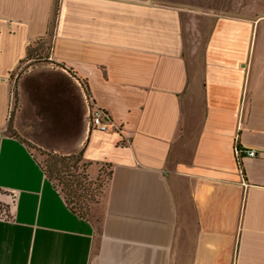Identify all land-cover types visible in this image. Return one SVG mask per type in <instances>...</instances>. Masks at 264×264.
Segmentation results:
<instances>
[{
  "label": "crops",
  "instance_id": "obj_1",
  "mask_svg": "<svg viewBox=\"0 0 264 264\" xmlns=\"http://www.w3.org/2000/svg\"><path fill=\"white\" fill-rule=\"evenodd\" d=\"M52 13V0H0V189L12 195L0 264H264V19L156 0H60ZM49 25L48 57L33 63ZM199 50L203 114L184 155ZM32 66L68 70L119 131L89 129L72 153L22 137L15 96ZM236 145L256 153L240 168ZM35 150H82L88 177L109 166L100 218L69 210Z\"/></svg>",
  "mask_w": 264,
  "mask_h": 264
},
{
  "label": "rangeland",
  "instance_id": "obj_2",
  "mask_svg": "<svg viewBox=\"0 0 264 264\" xmlns=\"http://www.w3.org/2000/svg\"><path fill=\"white\" fill-rule=\"evenodd\" d=\"M170 4L181 9L202 11L204 13L215 14L225 17H240L250 18L252 20L264 19V0H156ZM60 0H52V15L56 13ZM211 17V16H210ZM210 28V23H208ZM51 45V38L47 37L44 41H37L35 45L30 47L29 53L32 58L38 61L46 59L49 54ZM187 53V52H186ZM188 55V54H187ZM193 57V58H192ZM189 59L190 71V87L188 92L190 96L187 97L188 114L185 115L186 132L190 130V137L188 134L184 135V139L190 140L189 145L183 151L187 155V150H190L193 145L194 134L199 127L200 120L203 114L201 82H202V58L201 51H196ZM34 63V62H33ZM192 89V90H191ZM183 137V136H182ZM177 152L180 150L179 142L176 143ZM31 146V145H30ZM179 146V147H178ZM34 148V147H32ZM36 159L40 162L47 176H50L54 185L59 190L62 189V196L67 199V202L83 218L98 219L100 218V210L102 209L101 197L103 188L106 182L108 172L105 171L99 176H96V169L94 175L86 177L82 171L81 165L76 164L77 156L75 155L70 161L59 157L47 156L39 150H35ZM185 157V156H184ZM187 158V157H186ZM61 164V167L59 166ZM61 169L58 176H54V171ZM96 176V177H95ZM68 177V178H67ZM65 179L72 186H65L63 183ZM74 185V186H73ZM76 185V187H75ZM66 188V189H63ZM76 188V192H75ZM71 189L73 192H70ZM75 192V194H74ZM12 203V195L8 192H3L0 189V217L5 218L10 215V207Z\"/></svg>",
  "mask_w": 264,
  "mask_h": 264
},
{
  "label": "water",
  "instance_id": "obj_3",
  "mask_svg": "<svg viewBox=\"0 0 264 264\" xmlns=\"http://www.w3.org/2000/svg\"><path fill=\"white\" fill-rule=\"evenodd\" d=\"M62 67H29L17 82L15 129L38 148L72 153L89 134L90 106L82 84Z\"/></svg>",
  "mask_w": 264,
  "mask_h": 264
},
{
  "label": "built area",
  "instance_id": "obj_4",
  "mask_svg": "<svg viewBox=\"0 0 264 264\" xmlns=\"http://www.w3.org/2000/svg\"><path fill=\"white\" fill-rule=\"evenodd\" d=\"M88 103L90 106V111H89V122H90V127L89 129L92 131L100 132L101 134H106L111 131H119L117 128H115L113 121L109 117L107 113H105L102 108L96 106L94 103H92L88 99ZM10 113V112H9ZM115 131V132H116ZM234 155L237 160V165L240 168L241 160L243 156L247 157H254L256 156V153L252 150H242L238 148L236 145L233 147Z\"/></svg>",
  "mask_w": 264,
  "mask_h": 264
},
{
  "label": "trees",
  "instance_id": "obj_5",
  "mask_svg": "<svg viewBox=\"0 0 264 264\" xmlns=\"http://www.w3.org/2000/svg\"><path fill=\"white\" fill-rule=\"evenodd\" d=\"M52 28H51V26L49 25V29H47V31H46V37H49V38H51L52 37V30H51ZM29 51H30V49L27 51V59H33L32 58V55L29 53ZM33 62H35V63H38V64H41V61H38V60H35L34 59V61ZM82 86H83V84H82ZM83 88H84V90H85V92H86V97H87V99H89L88 98V93H87V91H86V88L83 86ZM15 93H16V90H15ZM14 93V95H16ZM14 108L16 109L17 108V103H16V96H15V106H14ZM13 116H14V112H12L11 113V115H10V117H9V120H8V130L9 131H11L12 132V134L13 135H16V133L14 132V131H12V129H11V126L13 125ZM23 143H25L24 141H23ZM28 147H31L28 143H25ZM43 153H45V152H43ZM47 156H52V157H59V156H57V155H52V153H45ZM77 156V160H76V164H79V163H81V160H82V150H79L76 154H74V155H72V156H63V157H59V159H61V160H64V159H66V160H68V161H70L71 159H73V157L74 156ZM81 165V168H82V171L84 172V174L86 175V177H88V174H87V168L91 165L90 163H81L80 164ZM60 167H61V164L59 165ZM103 168H104V170L102 169V171H103V173L105 172V171H107L108 172V174H107V177H106V182H105V185H104V188H103V193H104V191H105V188H106V184H107V181H108V179H109V177H111V173H110V171H108L109 170V166H102ZM44 169V168H43ZM61 171V169L59 168L58 170H55L54 171V176H58L59 175V172ZM44 172H45V174H46V171L44 170ZM101 175V174H100ZM49 180H51V179H53V178H51L50 176H47V174L45 175ZM68 178V177H67ZM51 182H52V180H51ZM64 184H65V186H66V184H67V186H69V187H72L69 183H68V181L65 179V181L63 182ZM56 186V185H55ZM74 186V185H73ZM57 187V186H56ZM75 187H76V185H75ZM58 188V187H57ZM63 189H66V188H63ZM60 191V194L62 195V193L61 192H63L62 191V189L61 190H59ZM69 191L70 192H73L71 189H69ZM75 192H76V188H75ZM75 192H74V194H75ZM64 193V192H63ZM102 193V194H103ZM64 199H65V201L67 202V199L65 198V197H63ZM67 204H68V206L70 207L69 208V210L70 211H72L73 213H75V214H77V215H79V216H82L79 212H77L72 206H70V204L67 202Z\"/></svg>",
  "mask_w": 264,
  "mask_h": 264
}]
</instances>
